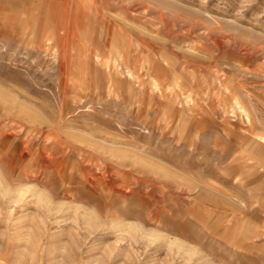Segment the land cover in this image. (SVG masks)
<instances>
[{"label": "rangeland", "instance_id": "374dc122", "mask_svg": "<svg viewBox=\"0 0 264 264\" xmlns=\"http://www.w3.org/2000/svg\"><path fill=\"white\" fill-rule=\"evenodd\" d=\"M0 264H264V0H0Z\"/></svg>", "mask_w": 264, "mask_h": 264}, {"label": "crops", "instance_id": "0c3cea01", "mask_svg": "<svg viewBox=\"0 0 264 264\" xmlns=\"http://www.w3.org/2000/svg\"><path fill=\"white\" fill-rule=\"evenodd\" d=\"M34 2H43V1H46V0H33ZM37 34H39V37L41 39H43L41 42H43L45 39H49V38H52V36L48 33V34H45V31L44 30H37ZM112 43H114L113 41L111 42L110 44V47L112 46ZM116 43V42H115ZM117 45V44H116ZM124 48V46H121L119 45V51H121L122 49ZM95 60L96 62L100 63L101 62V58L98 54H96L95 56ZM105 62V61H104Z\"/></svg>", "mask_w": 264, "mask_h": 264}]
</instances>
